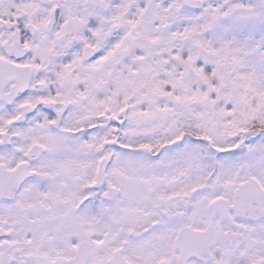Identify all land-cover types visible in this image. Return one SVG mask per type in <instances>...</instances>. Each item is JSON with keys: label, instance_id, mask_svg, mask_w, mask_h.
<instances>
[{"label": "snow or ice", "instance_id": "6c2138e0", "mask_svg": "<svg viewBox=\"0 0 264 264\" xmlns=\"http://www.w3.org/2000/svg\"><path fill=\"white\" fill-rule=\"evenodd\" d=\"M0 264H264V0H0Z\"/></svg>", "mask_w": 264, "mask_h": 264}]
</instances>
